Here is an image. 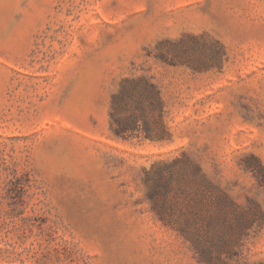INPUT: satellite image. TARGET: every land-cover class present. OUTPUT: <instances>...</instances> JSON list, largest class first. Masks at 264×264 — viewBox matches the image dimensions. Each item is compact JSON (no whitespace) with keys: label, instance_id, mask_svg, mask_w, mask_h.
<instances>
[{"label":"rangeland","instance_id":"1","mask_svg":"<svg viewBox=\"0 0 264 264\" xmlns=\"http://www.w3.org/2000/svg\"><path fill=\"white\" fill-rule=\"evenodd\" d=\"M0 264H264V0H0Z\"/></svg>","mask_w":264,"mask_h":264},{"label":"trees","instance_id":"2","mask_svg":"<svg viewBox=\"0 0 264 264\" xmlns=\"http://www.w3.org/2000/svg\"><path fill=\"white\" fill-rule=\"evenodd\" d=\"M262 169H263V167H262Z\"/></svg>","mask_w":264,"mask_h":264}]
</instances>
